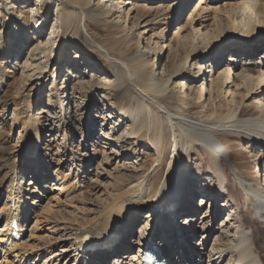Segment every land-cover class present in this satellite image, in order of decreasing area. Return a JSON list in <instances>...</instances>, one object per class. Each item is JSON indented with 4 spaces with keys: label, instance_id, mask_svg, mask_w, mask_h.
<instances>
[{
    "label": "rangeland",
    "instance_id": "obj_1",
    "mask_svg": "<svg viewBox=\"0 0 264 264\" xmlns=\"http://www.w3.org/2000/svg\"><path fill=\"white\" fill-rule=\"evenodd\" d=\"M85 1L78 45L70 47L73 34L61 28L58 18L64 7L59 0H50L45 11L44 5L41 10L37 6L40 0H0V212L7 205L11 185V162L8 158L4 160L7 155H3L2 150L12 153V159L17 156L15 163L28 171L33 166L29 162L32 158L22 152L23 139L16 148L19 132L33 119L37 118L42 124L48 111L57 128L58 122L65 121L57 92L61 101L68 96L73 100L69 106L65 103L63 106L67 123L58 125L61 135L63 129L67 132L68 151H63L57 143L62 140L58 139L61 135L49 137L50 131L44 129L46 132L34 156L41 164L35 181L44 188L38 189L40 209L35 210L28 230L23 233L25 244L21 248L20 262L25 261L23 257L27 255L29 264L73 263L76 259L73 253L68 254L65 263L61 259L56 261L54 254H60L63 250L60 247L64 246L58 243L52 248L56 239L67 235L71 240L80 229L75 232L78 226L98 218L104 221L108 213L121 206L125 189H118L126 187L129 178L147 176V191H156L169 174L171 146L176 135L183 137L179 155L188 156L187 178L194 194L190 201L191 212L187 211L185 219L178 218L175 223L178 228L183 226L185 231L189 230L188 238H183L198 243L194 248L200 255L197 261L186 264H213L210 263L215 255L213 250L221 247L225 240L222 237L243 229L249 230L254 249L264 264V229L253 217L258 204L252 193L264 170V143L263 138L261 142L253 141L240 124L248 115L264 120V85L255 87L254 81L257 73L264 75V38H260L264 35V20L260 19L259 12L264 0H182L180 6H177L180 0ZM247 2L251 5L245 10L250 14L246 24L259 22L258 32H253V38L246 43H240L236 39L241 33H245L247 39L250 27L236 26L240 19L236 14L241 13L237 7ZM92 38L99 45L112 47L116 60L121 55L132 66L148 72L147 77L158 87L165 88L161 97L149 94L155 102L152 106L157 105L165 112L152 116L159 128L154 125L151 129L161 131L160 140L157 138L151 144L148 128H132L129 95L120 94L114 78L111 60L115 59L94 46L90 42ZM190 45L206 49L204 54L195 53L185 62L186 48ZM208 45L215 51L208 52ZM181 46L185 48L180 49ZM261 46L263 50L257 49ZM44 51L49 55H44ZM219 57L222 60H218ZM199 58L212 64V71L204 76V69L198 75L194 65L199 63ZM132 74L134 78L135 72ZM226 75L228 82L218 89ZM211 78L214 84L209 81ZM108 124L116 127L114 134L124 130L128 134L136 132L117 141L121 155L115 159L110 155L104 135L100 134ZM195 128L215 134L228 149L230 164L236 166L234 174L225 160L220 159L218 166L224 170L222 186L216 157L186 136ZM32 146L28 148L30 151ZM31 177V173L26 174L25 182ZM40 179L43 183L37 182ZM184 184L183 180L179 181L172 195L176 196ZM202 187L209 189V196L202 193ZM224 187L226 190L218 196V188ZM226 191L233 197L232 201L225 198ZM258 193L264 195V188ZM227 217L228 224L225 223ZM144 218L140 212L132 219L123 253H138L139 247L131 243L137 242L138 235L135 236L134 231ZM4 224L2 214L0 226ZM33 227L36 230L30 231ZM208 227L210 230H206ZM118 229L121 228L115 230ZM173 233H166L163 249L174 262ZM217 238L222 242L216 246ZM156 240L154 237V242ZM202 243L204 247L200 251ZM188 247L186 241L185 249ZM11 256L0 250V264H15Z\"/></svg>",
    "mask_w": 264,
    "mask_h": 264
},
{
    "label": "bare ground",
    "instance_id": "obj_2",
    "mask_svg": "<svg viewBox=\"0 0 264 264\" xmlns=\"http://www.w3.org/2000/svg\"><path fill=\"white\" fill-rule=\"evenodd\" d=\"M38 1L39 0H37V2ZM59 1L62 7H64V10L60 12V15L58 18L60 20L61 28L73 34L70 47H76L78 45L77 40L80 36L79 35V25L82 22V15L84 14V11H85L86 1L85 0H59ZM181 1L182 0L178 1L177 6L181 5L182 3ZM49 2L50 0H40V4H38L37 6L38 8L40 6V10H41V6L44 5V11H45L48 8ZM250 2L238 4V7H237L238 12H241V13L236 14V15H239V18H240L239 23L238 24L236 23V26L238 27L239 24L241 25L243 24L245 25L244 26L245 29L246 27H250L249 33L247 35L249 39L248 38H247L248 40L245 39L244 38L245 33H241L240 37L236 39L240 43L242 42L246 43L247 41L253 38V32H258L259 22L257 23L254 21L252 25L246 24V18L248 17L250 18V14L248 13L249 14L248 16L245 10L247 11L248 7L251 5ZM259 12L261 14L260 19L264 20V6L260 8ZM245 31L247 32V30ZM67 38L68 36H66L64 41ZM260 38L261 39L264 38V35H261ZM90 42L94 46L96 45V47L100 48L102 52L104 51L108 57L111 56L115 59V60L112 59L113 61L111 60L112 66L114 67V78H115L116 84H118V91L120 92V94L122 96L129 95V98L131 101L129 117H130V121L132 122V128L133 129H138L141 127L148 128L150 132V137H151L150 138L151 144H153V141L157 138L158 140H160V138L162 137L161 131L157 129H151L154 125L157 128H159L158 122L152 119L153 118L152 116L163 114L164 111L162 112V110L157 105L152 106V103H155V102H153V100L149 97V94H154L156 96L161 97L165 93L164 92L165 88L161 86L158 87L157 83L152 82L147 77L148 72H145L144 69H138L136 68V66L135 67L132 66V64L129 61H127V59H124L121 55L116 60L115 50L112 47L107 48L103 44L99 45V43L96 42V40H94L93 38L91 39ZM212 42L214 43L215 41L213 40ZM52 44L55 46V41H52ZM179 48L182 49L185 47L181 46ZM208 48H209L208 52L215 51L214 49L212 50L211 45H208ZM205 49H206L205 46L201 48L196 45L188 46L186 48L187 53L185 54V59H186L185 62H187L189 57L195 53L204 54L203 51H205ZM257 49L263 50L262 46L257 47ZM44 55H49V54L47 51L46 52L44 51ZM221 58L222 57H219L218 60H222ZM211 59L215 60V58H211ZM218 60L216 61V63L218 62ZM197 62L199 63H196L194 65L197 66L198 75L201 74L202 69H204L203 76L205 75V73L208 74L212 71V64H210L209 62L205 63V60H202L200 58L198 59ZM205 64H207V67H205ZM206 68L208 70H206ZM132 72H135L134 78H132L133 77ZM202 78L203 77H201L200 79ZM228 80H229L228 76L227 75L224 76L221 82L219 83V85L217 86V88L222 89L219 87L222 85H225V83L228 82ZM209 81L211 82V84H214L212 78ZM254 81L257 83L255 87L264 85V75L262 73L261 75L257 73ZM247 83H248L247 80H245L244 84L246 85ZM59 97H60V94L57 92V99L61 106L60 109L62 111V115L65 116L64 118L65 121L60 122V124L62 123L63 125H65L67 123L66 121L67 119L65 115L66 112L63 106H64V103L66 104V106L67 105L69 106L73 102V100H71L68 96V98H66L64 101H61ZM48 103L49 104L51 103L49 99H48ZM48 112H45L46 115L43 117L44 122L42 124L38 122L37 118L33 119L31 120V122L28 123L26 128H24L22 131L19 132V140L16 142L17 144L16 148L20 145V142L22 139H23L22 142L24 141L22 144V152H25L31 145L34 144L35 141L37 142L36 144V147H37L39 145V142H41L43 132H46V130L50 131V133L48 132V134H50L49 137L51 136L58 137L61 135V129L59 128L60 126L59 122H58L59 126L57 125L56 126L57 128H55L54 127L55 123L51 121L53 118L49 116L50 113ZM236 124H239V122H236ZM240 124H241L242 129L248 131L250 136L254 138L253 141L261 142L263 138L262 143H264V120L263 119H261L260 117H257L256 115H248L246 119H244L243 121H240ZM241 127H238V128H241ZM115 128L116 127L113 126V124H108L107 126H104V130H103L104 133L102 131L100 133L104 135V141L106 140L108 142V145H109L108 148H110L111 150L110 155H112L114 159L115 157L119 156V154L121 155L120 151L118 150L119 145L117 144V141H120L121 138L124 139L126 135L128 134L127 133L128 131L126 130L120 131L114 134L113 132L116 131ZM55 129H58V131L55 132L54 131ZM63 130H64V133H62L61 137H58V139L60 138L62 140L57 141V143L60 144L61 148H64L63 151H68L66 150L67 132H65V129ZM134 134H136L135 130L132 133H129L128 136L130 135L133 136ZM186 136L193 139L192 141L197 143L201 149L205 148L206 150L211 152L213 156L216 157L215 162L219 169L220 186L223 185L222 178L224 177V170L220 166H218L219 161H221L220 159L225 160L228 166H230L231 169L234 170V174L237 172L236 166L233 165L232 163L230 164L228 149L222 143H220V140H218V137L215 134H212L209 130H206V129L195 128L194 132H190V134ZM182 138L183 137L176 136V135L173 137L172 142H174V144L171 146L169 174L167 175L165 181H163V183L158 186L156 191H153L150 193L147 191L146 189V185H147L146 177L147 176L143 175L141 177L137 176L136 178L131 177L132 179L129 178L128 182L126 183L127 184L126 187L122 186L118 189V190H122L123 187L125 189L123 192L124 193L123 195H126L125 198L123 199L121 198L123 195L120 197L122 199L120 201L121 206H118L117 204H115L118 207L114 206L115 209L111 213H108L109 212V209H108V212H107L108 214L106 218L103 219L104 221H101L100 220L101 218L100 219L98 218L100 221L96 219L97 221L95 220L94 222L87 224V225L80 224L81 226H78L75 229V232L77 229L79 228L80 229L76 232V234H74L73 238L71 236L72 238L71 240H69L70 237L67 238V235H66V238L60 237L59 239H56L57 240L56 244L51 246L52 248L58 245V243H63L64 245L60 247L61 249H63L60 251V254H54V258L56 257L57 259L56 261H59L61 259L60 261L62 262L64 260L63 262L65 263L69 259L68 254L73 253L76 259L73 263H70V264H78L80 259L89 260V262H98L100 264H103L106 261H108L109 258L113 256L114 254L115 256L113 257V264H141L144 261V254L147 252H153L154 254L158 256H163V257L167 256L166 253L168 252L163 249L165 242H166L165 238L163 237V233L167 232L168 230H175L176 234L174 235L175 237H177V239L174 240V242L176 243L177 241L178 245L180 246L183 245V247H185L184 243L186 241L188 242L189 250L187 249L186 252L184 251L183 257L185 258L183 260V264H186L187 261L188 262L197 261L195 259H197L200 255L198 256L196 253L199 250L195 249L194 247L198 246V243H194V241H190L187 239L184 240L183 237L188 238L187 235L189 233V230L185 231V227L183 226H180L178 228L177 223H175L178 218L180 220L185 219V214L187 211L190 210L189 212H191L190 201L194 194L192 185H189L190 182L188 181V178H187V174L189 172L187 169L188 156L187 154L179 155L180 154V143H181ZM127 141L128 139L126 140V142ZM34 152H36V148H34L32 151L33 156H34ZM2 154L7 155V157L4 160H7L8 158V160H10L11 162L10 167H9V172H11V185L8 188L9 196L7 198V205L5 206V208H2L0 212V216L2 214L5 215L4 216L5 224L4 226H0V250L7 253V255H10V256L13 255L11 257L13 258L15 264H21L19 260L21 258V255H20L22 252L21 248L25 244L23 242L24 240L23 233H25V230H28L27 227L30 222L29 220L32 218L35 210L40 209L39 202L41 198V192H39L38 189H41V188L43 189L44 187L43 185L36 183L35 179H36V173H40L39 169H40L41 164H40V161H37L34 159V157L30 156L32 159L30 161L29 160H26V161H29L30 163H32L33 166H31V168H29V170L27 171V169H25L23 165H17L15 163L17 156H15L12 159L11 156L13 154L7 153L5 149L2 150ZM68 154H71V156H76L74 155V153L69 152ZM87 159L89 160V157H87ZM29 171L32 174V177L30 178L28 182H25L26 174L27 175L30 174L28 173ZM29 176H27L26 179H29L28 178ZM181 180H183V183H185L184 186L180 187V189L176 193V196L172 195L173 193L171 192L173 191V187L176 186V184ZM42 181L43 180L40 179L37 182L43 183ZM198 181H201V180L198 179ZM263 183H264V170H263V173L259 177V181L255 185L256 189L252 190L254 199H256L257 204H258L256 206V210L253 214V217L256 223L258 224V226L261 227L262 229H264V195H261V193H258V192H260V189H263V185H262ZM243 184H244V181L240 179V185H243ZM202 188H203L202 193H204V195L209 196V194L211 193L209 189L205 187H202ZM225 190H226L225 187L218 188L217 190L218 196L221 194L222 191H225ZM225 198H228L231 201L233 200V197L230 195L228 191H226ZM168 201L170 202V204H172L173 210L171 208L170 209L166 208L162 210L164 208L163 206ZM115 203H118V202H115ZM109 207L110 209H112L111 206ZM169 211H172V212L170 214H167ZM104 212H106V210ZM140 212L143 214V217H145L144 222H142L134 231L135 236L138 235L137 242L131 243V244L138 246L139 250L137 254H134V253L131 254V253L126 252L128 253L126 255V253H123V251L125 250V238L127 234L129 233V231L131 230L132 219L134 218L136 214ZM13 219H18L19 221V231H20L19 235L21 234L19 240H14L8 235V231H9L8 228ZM33 219H35V217H33ZM134 220H137V218ZM225 223L226 224L230 223V220L228 222V217H227V220H225ZM222 226H223V223L220 225V227ZM117 227L121 229L115 230ZM35 228L36 227L31 228L30 231H35L36 230ZM208 229L209 227L206 230ZM248 231H245L243 229V230H239L238 232H236V234L232 236L224 235L225 237H222V238H225V240L222 239L224 240L223 242L218 238L215 239L214 242L216 246L220 242H222L223 244H221V247H217L215 248V250H213V254H215L213 259L215 260L213 262V259H212L210 263L223 264L225 262V264H261L260 257L258 256L256 252L257 250L254 249L255 243L251 238L250 232ZM110 233L112 235L108 236L109 240L103 241L98 245L100 248L95 247L93 249H90L88 251L89 254H85V255H83L84 253L77 254L80 248V243H79L80 239L84 235H88L89 237H92L94 239L93 241L99 242L101 239H103L104 236ZM149 233H152L153 237L156 234L155 237L157 238V240L155 242L147 241L143 243L144 240H147V238L149 239L148 237ZM49 242L50 240L48 241V243ZM199 246L202 247L200 251H203V247H204L203 243L199 244ZM181 249L182 247L180 248V251ZM91 250H94V251L91 252ZM173 250L178 251L177 245L174 246ZM263 252L264 251H262V253ZM25 253H28V251H26ZM50 255L52 257V253H50ZM26 256L27 255H25L24 257L22 256V257L27 260ZM187 256H188V259H186ZM69 261H71V259ZM169 263L173 264L172 261H169ZM178 263H181V261L178 260V262L174 264H178Z\"/></svg>",
    "mask_w": 264,
    "mask_h": 264
}]
</instances>
